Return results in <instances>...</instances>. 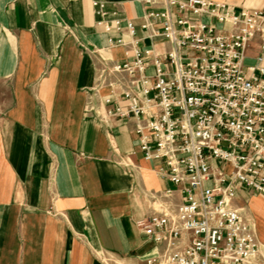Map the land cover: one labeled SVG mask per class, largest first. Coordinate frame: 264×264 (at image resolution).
Segmentation results:
<instances>
[{"label": "crops", "instance_id": "1", "mask_svg": "<svg viewBox=\"0 0 264 264\" xmlns=\"http://www.w3.org/2000/svg\"><path fill=\"white\" fill-rule=\"evenodd\" d=\"M94 1L103 2V15ZM216 1L236 12L264 10V0ZM163 7L159 0H0V264H146L161 249L136 221L182 198L160 174L162 163L144 158L138 145L135 127L153 108L106 113L143 102L138 75L113 70L129 50L115 40H130V21L138 46L165 60L161 24L149 19L142 27L148 11ZM116 18L120 30L97 23ZM146 73H154L151 58ZM233 204L252 220L264 250V195L241 187Z\"/></svg>", "mask_w": 264, "mask_h": 264}, {"label": "built area", "instance_id": "2", "mask_svg": "<svg viewBox=\"0 0 264 264\" xmlns=\"http://www.w3.org/2000/svg\"><path fill=\"white\" fill-rule=\"evenodd\" d=\"M159 1L164 7L148 11L142 27L149 19L161 24L170 44L166 59L141 49L126 22L130 40L115 43L129 46L127 57L112 67L138 75L143 102L106 113L140 116L153 108L135 127L138 145L144 158L162 163L160 174L182 198L136 221L161 246L146 264H264L252 220L233 204L241 187L264 195V10L236 12L216 0ZM93 3L103 15V2ZM97 23L107 31L122 26L119 18ZM254 39L251 56L246 49ZM248 59L253 62L245 65Z\"/></svg>", "mask_w": 264, "mask_h": 264}, {"label": "rangeland", "instance_id": "3", "mask_svg": "<svg viewBox=\"0 0 264 264\" xmlns=\"http://www.w3.org/2000/svg\"><path fill=\"white\" fill-rule=\"evenodd\" d=\"M252 62H253L252 59H248V60H246L245 65L252 63Z\"/></svg>", "mask_w": 264, "mask_h": 264}]
</instances>
